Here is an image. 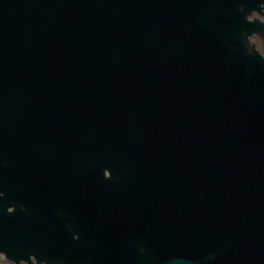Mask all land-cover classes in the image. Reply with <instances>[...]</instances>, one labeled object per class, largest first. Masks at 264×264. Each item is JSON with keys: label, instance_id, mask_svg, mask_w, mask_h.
Wrapping results in <instances>:
<instances>
[{"label": "water", "instance_id": "obj_1", "mask_svg": "<svg viewBox=\"0 0 264 264\" xmlns=\"http://www.w3.org/2000/svg\"><path fill=\"white\" fill-rule=\"evenodd\" d=\"M255 11L264 0H0V252L264 264Z\"/></svg>", "mask_w": 264, "mask_h": 264}, {"label": "rangeland", "instance_id": "obj_2", "mask_svg": "<svg viewBox=\"0 0 264 264\" xmlns=\"http://www.w3.org/2000/svg\"><path fill=\"white\" fill-rule=\"evenodd\" d=\"M0 264H12L3 255H0Z\"/></svg>", "mask_w": 264, "mask_h": 264}, {"label": "flooded vegetation", "instance_id": "obj_3", "mask_svg": "<svg viewBox=\"0 0 264 264\" xmlns=\"http://www.w3.org/2000/svg\"><path fill=\"white\" fill-rule=\"evenodd\" d=\"M258 43L260 44V41L258 40ZM21 264H27V263H21Z\"/></svg>", "mask_w": 264, "mask_h": 264}]
</instances>
